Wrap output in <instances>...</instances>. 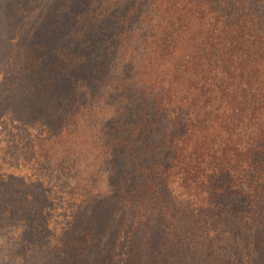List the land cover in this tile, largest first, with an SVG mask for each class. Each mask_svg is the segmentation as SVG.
I'll list each match as a JSON object with an SVG mask.
<instances>
[{
  "label": "trees",
  "instance_id": "obj_1",
  "mask_svg": "<svg viewBox=\"0 0 264 264\" xmlns=\"http://www.w3.org/2000/svg\"><path fill=\"white\" fill-rule=\"evenodd\" d=\"M106 4L127 8L113 34L124 45L114 57L120 70L108 77L98 65L83 74L52 63L47 75L27 76L25 103L6 111L32 131L44 170L54 147L55 170L73 175L72 185H55L56 245L76 246L78 264H89L85 250L92 264H174L180 251L203 257L198 264H260L264 0ZM22 194L21 212L9 200L0 212L19 229L36 222L33 195ZM38 197L57 202L58 193Z\"/></svg>",
  "mask_w": 264,
  "mask_h": 264
},
{
  "label": "rangeland",
  "instance_id": "obj_2",
  "mask_svg": "<svg viewBox=\"0 0 264 264\" xmlns=\"http://www.w3.org/2000/svg\"><path fill=\"white\" fill-rule=\"evenodd\" d=\"M106 1L97 0L96 14H91L95 0H0V185H24L22 189L0 191V212L7 200L14 206V212H21L17 201L24 199L25 191L33 195L27 202L36 210V222L25 224L23 229L18 228L20 225L14 219L0 215V264H78L74 258L76 246L69 250L57 246L58 236L50 233L52 229L58 233V226L63 223L57 205L61 204L62 196L55 185H72L73 175L55 170L59 151L54 147L47 151L50 158L45 166L49 169L44 170L38 145L30 139L32 131L26 133L25 127L11 120L6 111L12 103L14 107L25 103L22 91H29L27 76L47 75L52 63L64 66L72 62L83 74H89L86 69L98 65L100 72L108 77L120 70L115 69L114 57L122 54L124 45H118L113 34L121 29L119 18L127 8L106 10ZM28 146L34 150L32 159L22 164L21 159L30 155ZM52 192L58 193L57 202L38 197ZM79 203L81 210L89 214L88 201L82 199ZM85 252L86 262L94 263L93 252ZM180 254L174 264L181 261L198 264L203 260V257L194 260L193 255L187 261L183 256L186 253L180 251ZM260 264H264V248Z\"/></svg>",
  "mask_w": 264,
  "mask_h": 264
}]
</instances>
